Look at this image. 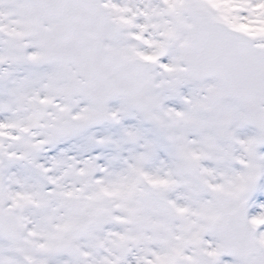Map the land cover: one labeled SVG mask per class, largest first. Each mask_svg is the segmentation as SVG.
Wrapping results in <instances>:
<instances>
[{
  "label": "snow or ice",
  "instance_id": "1",
  "mask_svg": "<svg viewBox=\"0 0 264 264\" xmlns=\"http://www.w3.org/2000/svg\"><path fill=\"white\" fill-rule=\"evenodd\" d=\"M0 264H264V0H0Z\"/></svg>",
  "mask_w": 264,
  "mask_h": 264
}]
</instances>
